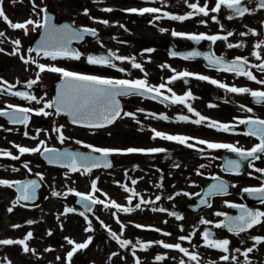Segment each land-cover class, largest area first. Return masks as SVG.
<instances>
[{
    "label": "flooded vegetation",
    "instance_id": "obj_1",
    "mask_svg": "<svg viewBox=\"0 0 264 264\" xmlns=\"http://www.w3.org/2000/svg\"><path fill=\"white\" fill-rule=\"evenodd\" d=\"M199 3L203 6L208 4L209 10L215 6L216 0H34V3L39 8L46 9L47 12L56 13L58 22L69 21L77 28L87 27L96 30V37L87 35L82 43L77 44L78 51L83 55L80 60L62 59L65 64H69L77 71L89 74L98 75L112 79H127V80H146L149 86L158 87L161 83L166 84L165 89H161L159 97H169L166 101L150 99L148 96L133 95L124 99L125 107L123 112L135 113V118H131L125 123L130 127L134 124H139L144 131L152 132L153 129L170 135L194 134V132H202L206 135V139L214 143H227L235 145L242 142L244 135L242 132L243 124H239V119L259 118L264 119V103L255 102L254 98L248 94L232 93L225 88H220L217 85L210 83V80H216L228 87H246L250 90L264 91V85L258 84L255 81H250L245 76H237L233 72L218 71L216 67H210L206 64V56L223 58L225 62H231L236 57L247 58L248 64L244 65L245 70H250L258 80H264V72L259 71L253 65H258L264 61L257 60L252 53L258 52L264 57V44L260 48L255 45L264 42V8L260 7V0H242L243 6L249 9V12L244 16H233L231 10L224 7L219 13L209 12V16L205 17L199 14H193L189 19L180 21L172 20L165 16V13L176 16H186L193 12L188 7L190 3ZM0 7L3 8L5 15L13 23H23L28 19L38 20L33 10V0H0ZM158 8L161 11L157 13H131L127 9L136 8ZM111 8V12L102 11V9ZM87 10L88 15H85ZM68 15H65V12ZM41 16L45 13H41ZM215 16L214 21L212 17ZM106 20L107 25L97 23L95 21ZM123 26V27H121ZM164 29V31H161ZM39 29H33L32 25L28 26V32L25 34L22 29H12L0 18V31L8 36H0V43L3 45L15 44L13 41L19 40L22 47L23 44L31 43L34 35ZM249 30L255 31L257 34L252 35ZM195 34V35H220L227 36V40H200L199 42L187 39L185 36H173L172 32ZM247 35H240V33ZM11 34V35H10ZM228 44L242 45L241 47L228 48ZM19 45V46H20ZM7 47V46H5ZM3 49V48H2ZM151 49L152 51H147ZM4 50V49H3ZM116 50L122 57L134 58L135 63H139L143 69H136L131 66H125L124 63L130 62L131 59L125 61L116 60L114 57L112 63L116 68L106 66L89 65L86 62L87 55L92 52L106 51L113 53ZM179 52L190 54L198 52L201 55L189 59H184V56L178 55ZM175 53L176 55H172ZM3 51L0 52V57ZM167 65V67H164ZM124 71H118V69ZM190 72L193 75L183 77L169 83L173 76L180 72ZM198 75L209 77V80H199ZM170 88L176 95L183 96L186 93H191V98L186 101V104H172V92H168ZM187 105H190L194 112H199L202 116L208 118L201 124L192 123V120L198 119L194 112H189ZM209 105H215L209 107ZM251 108V113L245 111L240 106ZM143 109L144 111H137ZM168 116L167 120L155 118V116ZM187 116L188 121L179 120L178 117ZM37 118V117H36ZM237 118V119H234ZM139 121V123H137ZM211 121L218 123L229 124L232 127L228 132L218 131L215 128H209L207 125ZM125 126V124H124ZM206 129L203 131L202 128ZM210 129V130H208ZM195 130V131H194ZM139 132V131H138ZM144 132L138 134L144 135ZM153 136H144L140 139L141 145L139 148L149 149L148 146L154 148H163L166 151L161 153L141 154L138 159L153 157L155 167L150 171L158 172V179L152 174H146L140 167L134 168L131 164H124V170L136 172L135 175H128V182L137 181L138 187L148 188L150 191L164 190L166 193H176L183 191L181 184L186 182L188 190L191 186L196 187L201 183L199 180L189 182L185 179L192 167L204 159L218 162L220 153L227 149H208L206 145L195 144L194 140H189L188 143L195 144L194 148H188L174 141L163 140L160 138L153 139ZM250 137V136H249ZM252 141L254 139L250 137ZM235 142V143H233ZM259 142H255V145ZM252 148V147H250ZM204 149V151H198ZM127 157V156H126ZM125 157V158H126ZM134 157V156H132ZM195 160L196 163H195ZM264 160V155L260 158ZM170 164L167 167L164 164ZM178 165V167L176 166ZM187 168L188 170H184ZM204 175L203 173H201ZM237 176L236 174H231ZM135 177V178H134ZM153 178V179H152ZM191 184V185H190ZM233 199V198H232ZM235 202H243L242 195L240 198H235ZM222 202L219 200L218 202ZM263 206V205H260ZM223 207H220L222 213ZM206 220L212 221L205 227L202 224L193 226V232L196 230L201 235L205 230L211 229L214 231L215 239L232 238L229 244V252L223 253L217 249L202 247L196 253L201 258L203 264H245V257L241 254L249 247H253L254 241L252 237H264V223L256 225L246 232L236 235L229 232L225 228H215V223L221 222L222 218L207 216ZM264 219V218H262ZM201 219H199L200 221ZM176 237L177 234H173ZM189 244L197 246V249L203 244L202 238L190 237ZM252 243L249 244L248 242ZM239 248L241 251H235ZM156 249L161 251L162 248L156 246ZM237 256L236 261L232 260V256ZM195 253V252H193ZM228 255L229 260H221V256ZM248 260L251 264H264V243L255 245L254 250L249 253ZM163 261V260H162ZM162 261H158L162 264ZM190 264H196L197 261H190ZM199 262V261H198Z\"/></svg>",
    "mask_w": 264,
    "mask_h": 264
},
{
    "label": "snow or ice",
    "instance_id": "obj_2",
    "mask_svg": "<svg viewBox=\"0 0 264 264\" xmlns=\"http://www.w3.org/2000/svg\"><path fill=\"white\" fill-rule=\"evenodd\" d=\"M188 7L193 10V12L188 13L186 16H176V15H169L168 13H165L164 15L167 16V18L172 20H186L189 19L194 13L203 15L205 17L209 16V12L212 13H219L221 8L224 7L226 9L231 10L233 15H230L228 18L232 19L233 16H244L246 13L249 12V9L245 6H243L242 0H216L215 6L212 7L209 10L208 4L205 3L203 6H200L199 3H190L188 4ZM260 7L264 8V0H260ZM38 6L34 3L33 0V10L34 13L37 16H40V19L33 20L28 19L23 23H13L8 19V17L5 15L3 8L0 7V18L4 20L5 23L8 24V26L12 29H22L24 30L25 34L28 32V26L32 25L33 29H42L43 34L41 36L40 42L37 45L36 48H29L28 52H35L37 56H43L45 58H49L52 61H56L58 59H68V60H80L82 57V53L78 50L71 47L73 41H81L84 39L85 35H92L96 36V30L90 29L87 27H82L80 29H76L68 24H64L61 26H57L51 22V17L46 14V9L39 8L37 11ZM113 9L111 8H105L102 9V11L105 12H111ZM126 11L131 13H139L143 15L144 13H157L161 10L158 8H131L127 9ZM41 13H45V15L41 16ZM85 15H88L87 10H85ZM212 19L215 21L216 17L213 16ZM97 23H102L107 25L109 22L106 20H100L95 21ZM123 27V26H121ZM161 31H164V29H161ZM252 35H256L257 33L253 30H249ZM173 36H185L187 35V39L197 41L200 40H210V41H216V40H227L228 36H231L232 33L229 32L227 36H220V35H213L208 36L204 34L195 35V34H184V33H178L173 31ZM240 35H247V33H240ZM0 36H4L3 32H0ZM13 43L17 46L16 49L13 50L12 53H9L10 55H16L20 41L15 40ZM264 44V42L258 43L255 45L256 48H260L261 45ZM242 45H233L228 44V48L233 47H241ZM3 49H0V52H2ZM147 51H152L151 49H148ZM172 55H176L175 53H172ZM201 55L198 52L190 53L189 55L185 56L184 59H189L195 56ZM252 55L257 59L264 61V57L260 55L258 52H253ZM109 57H114L116 60L125 61L130 58L128 57H122V56H115L114 53L109 52L108 56H95V55H87L86 62L89 65H98V66H106L110 68H116V65L114 63L110 62ZM209 60V63L212 66H215L218 71L223 72H233L237 76H245L250 81H255L258 84L264 85V80H258L255 75L250 70H245L244 65L248 64L247 58H241L236 57L231 62H225L223 58H212L209 56L205 57ZM20 59L23 61L25 65L28 64H35V66L39 69V71L36 73L37 79H32L27 82V87L31 88L33 85H35L40 77V74L43 72H51L59 74L61 78V83L58 86V91L56 96L51 99L47 100L45 97H36L35 95H30L26 92H20V91H12L13 88L16 87L14 84H10L7 81H4L0 79V94H8L11 96L19 97L23 100H26L28 102H35L36 104H43L42 107L33 109L31 107H20L17 105L8 104L5 106L4 109H0V117H7L9 123L11 124H19L25 126V128L28 126L29 120H30V113L34 114L36 116H44L48 117L51 115H67L71 118V123L73 125H79L85 128H104L108 125L113 124L118 118L123 117H132L135 118V113L131 112H123V117L121 116L122 109L120 107V103L117 99V97L120 96H129V95H140V96H148L150 99H157L161 95V89L166 88V84L161 83L158 87L149 86L146 80H127V79H112V78H105L98 75H89V74H83L79 72H74L67 70L62 67H58L55 65H46L43 63H38L34 58L33 59H26L24 56H21ZM132 60V67L136 69H142L141 65L139 63H135L134 58H131ZM164 67H167L165 65ZM253 67H256L259 71L264 72V62L253 65ZM118 71H124V69H118ZM193 74L187 71L180 72L178 75L173 76L169 83L172 81H175L177 79L183 78V77H189ZM199 80H209V77L198 75L196 76ZM19 83V81H17ZM210 83L217 85L220 88H225L227 91L232 93H239L244 94L248 93L250 94L255 102L257 103H264V91L259 90H250L246 87H228L227 85L223 83H219L216 80H210ZM168 92H172L170 88L167 89ZM154 95H148L152 94ZM191 98V93L188 92L183 96L176 95L174 92H172L171 97V103L172 104H186V101ZM165 100L169 99V97L165 96ZM215 105H209V107H214ZM245 111L251 113L253 110L251 108H245V106H240ZM189 112H194V109L187 105ZM48 109H51L52 111H47ZM137 111H144L143 109H138ZM194 114L199 117L198 119L192 120L191 122L194 124H201L208 118L202 116L199 112H194ZM152 116H155V114H149ZM157 119L161 120H167V116H155ZM179 120L182 121H188L187 116H180L178 117ZM237 119V118H234ZM139 123V121H137ZM239 124H243L248 126V130L243 133L245 136H254L259 141L258 144L254 145L249 150H244L241 148H238L232 144L227 143H214L209 142L203 139H196L194 137L184 136V135H170L165 134L160 131H156L153 129V139L160 138L163 140L168 141H174L178 144L184 145L188 148H194L195 144L199 145H206L208 149H227L230 152L236 153L239 156V160H228L225 164V170H235L236 174H239V169L242 166V161H250V160H258L260 159V155L258 154H264V119H239ZM209 128H215L218 131L222 132H228L230 128L232 127L229 124L224 123H218L216 121H211L207 125ZM53 131L57 133V139L61 144L65 142L66 139H69L68 137H65L62 132V126L60 127H53ZM24 135L27 137L28 133L25 132ZM39 135V130H37V136ZM37 136L29 137L30 139H37ZM189 140H195V144L188 143ZM75 143L82 144L81 141L76 140ZM18 150L19 155H13L11 152L0 149V156L8 157L12 160H19L21 156L28 153H40L41 155L45 156V158L48 160V163L50 164H58V166L62 168L68 169L72 173L81 172V174H87L90 173L95 168H111L112 164L108 160V157L114 154H132V153H161L165 152L166 150L163 148H150V149H143V148H135V147H129L127 149H112V148H102V147H96L90 144H83L84 148L89 149L88 153L83 152H73V151H60L56 148H49L46 146L45 141L41 140L39 141L38 145L33 148L20 146V145H13ZM198 151H204V149H198ZM92 153H99V156L92 155ZM26 169H28L29 172H31V169L28 168V164L25 163L23 165ZM178 167V165H176ZM251 163H249V167H251ZM201 167H204V165H201ZM19 169H13V171H18ZM83 170V171H81ZM256 172H260L262 175H264V169L256 168L254 169ZM200 174V173H198ZM40 177V180H43V176L40 173L36 174ZM214 180H219L218 177H212ZM137 181L133 180L132 184H135ZM0 186L7 187V188H15L18 195L16 196V199L12 201V207L8 208L9 212L13 211V208L20 203V201H33L36 199V191L40 187V184L36 180H27V181H9L5 179H0ZM124 192L130 193V195L126 198L127 203L129 205L132 204L133 198L137 197L139 194L135 192L134 189H130L129 187L125 185H121ZM232 187H235V185H232ZM228 185L220 181L219 183L213 184L210 186L209 190L205 193V196H213V195H224L227 193ZM70 193L74 194L75 196L79 197V200L77 203H79L83 211H80L78 214L86 220L88 223V227L85 229L86 232H90L93 229L91 228V220H89L86 213H91L93 211V206L95 205H103L106 209H116L119 212L124 213H130L134 209L131 207H124L115 201H108L101 200L95 196V193L100 191L97 188V181L93 180L91 183V191L89 193H81L74 189L68 190ZM245 193H248L254 198L259 199L262 203H264V185H261L260 187L255 188H244L242 190ZM183 194L185 196H189L190 194L187 192L184 193H177V195ZM53 196H60L61 193L59 192H52ZM105 196L107 194H104ZM196 195H199L197 193ZM160 197L157 196L156 200H159ZM148 203H154V201H145L142 198L140 199V202L135 205L136 209H139L141 207V204H148ZM202 204H206L208 207H211V204L208 203L207 200H202ZM23 206V205H21ZM229 207L233 208H239L240 209V215L235 217L227 216L224 213L216 212V216H225V221H221L218 223H215L213 226L215 228H227L229 232H233L236 235H239L242 232H245L256 225H259L261 223H264V211L259 210H250L244 205H236V204H229ZM76 210L74 208H66L65 214L75 212ZM152 211H160L164 212L166 211L163 208H153ZM169 215H175L174 213L169 212ZM112 215L116 217V223L120 225L121 233L118 235L115 231H112L109 226L105 225L103 221H100L101 226L108 231L110 237L112 240L116 241L121 248H127L130 244H132L131 241L121 239V235L123 234V230L125 228V225L121 223L119 218L116 216V212H113ZM175 218L177 220L182 219L181 216L176 215ZM99 219L98 217L96 218ZM28 224H32L33 221L29 220L27 222ZM167 223V221H165ZM202 225H208L212 224V221L201 219L199 221ZM14 228L20 227V225H13ZM137 228H142L144 226L142 225H135ZM152 231L159 232L160 229L152 228L150 229ZM181 231L183 229L181 228ZM51 235V233H49ZM163 235L169 236L171 233L164 232ZM191 235H195V233H191ZM202 239L204 241V247L210 248V249H217L223 253L229 252V244L230 241L227 239H214L213 233L209 230H205L202 234ZM190 236H180L178 239L180 241H190ZM32 239V233L29 232L24 237V239H2L0 240V245H22L24 252L34 251L28 247L27 241ZM253 241L255 242L253 247H249L246 250H244L241 254L245 257V264H251V262L248 260V255L254 250L255 245L264 243V237H252ZM67 243L69 245H72V250L67 253L66 259L70 262L73 254L79 250V249H85L89 246V244L92 243V237H88V239L83 243H76L75 241L66 238ZM159 244L165 249H175L178 250L180 253H183L184 256L188 258L190 261H197L198 262V256L195 253H190L188 249L181 246L180 243L176 244H169L165 243L164 241H155V242H142L137 240L136 244L139 245L140 249L143 251H147L148 248L152 246V244ZM135 250L136 245L132 246V254L135 256ZM47 251V249H46ZM235 251L240 252L241 250L237 248ZM112 255H117V253H113ZM59 259V258H58ZM166 259L165 256L157 255L155 257L156 261H162ZM236 257L233 256L232 260L236 261ZM221 260L228 261L229 256L223 255L221 256ZM135 264H140L139 259L136 260ZM179 264H185V261L183 259L180 260Z\"/></svg>",
    "mask_w": 264,
    "mask_h": 264
},
{
    "label": "rangeland",
    "instance_id": "obj_3",
    "mask_svg": "<svg viewBox=\"0 0 264 264\" xmlns=\"http://www.w3.org/2000/svg\"><path fill=\"white\" fill-rule=\"evenodd\" d=\"M65 15H68V12H65ZM3 32V31H0ZM4 35L8 36L6 33ZM11 35V34H10ZM2 44L0 43V46ZM7 46V47H5ZM21 46V45H20ZM3 55L0 57V61L3 64V74L5 79L8 80L9 83H19L28 82L32 79H37L36 73L39 69L35 66V64L25 65L23 61L20 59L21 56H24L26 59H35L38 63H43L46 65H55L58 67L65 68L67 70H71V67H68L66 64H61L59 60L52 61L49 58H45L42 56H37L34 52L29 53L28 49L31 48L30 43L23 44L22 47H19L16 55H10L14 49L17 48L16 45H3ZM1 48V49H2ZM115 56H121L122 53L113 50ZM131 59V57H130ZM120 61V60H119ZM132 60L130 62L124 63L125 66H131ZM75 72V71H74ZM60 78L59 74L51 73V72H43L40 74L38 82L33 85L35 87H39L37 93L35 92V96L45 97L47 100H51L49 95L51 93V86ZM13 91V90H12ZM12 104L17 106L24 107H34L40 108L43 104H36L35 102H28L19 97L11 96L8 94H1L0 96V107L5 108L6 105ZM47 111H52L48 109ZM36 120H45L49 121V124L43 128L39 125V121H35L34 126L25 127H12L8 126L2 121H0V149L11 152L13 155H19L18 150L13 147V145H20L29 148L36 147L39 141L43 140L46 143V146H55V145H63L57 139V133L53 131V127L55 122L58 124V127L62 126V132L66 139L64 143H69L71 145H77L75 143L78 134H85V140H88L91 145L102 148H114V149H127L129 147L139 148L141 145L140 139L144 136L150 137L152 132L144 131V128H140L139 124H134L132 126H128V129H122L120 125L114 126L108 129H102L98 131H87L83 132L79 128L72 127L66 122V119L63 116L51 115L48 117L40 116V118ZM124 120V119H122ZM121 120V121H122ZM55 121V122H54ZM33 124V123H32ZM64 128H68L64 130ZM37 130H39V135L37 136ZM144 132V135L138 134L139 132ZM27 132L28 136L26 137L24 133ZM194 134H200L198 132H194ZM194 138H197L195 135ZM37 136V139H30L29 137ZM80 141V140H79ZM84 141V140H82ZM86 142V141H85ZM251 142V138L245 136L240 142V144H248ZM235 143V142H233ZM89 144V143H88ZM82 145V144H81ZM142 154V153H141ZM140 153H132V154H123V158L119 161H116V167L110 170H99L98 172H94L93 180L97 181V188L100 190L95 193V196L101 200L115 201L116 203L126 207L125 203H122L130 193L124 192L121 185H125L130 189H134L136 193H138L139 198L143 199V195H148L144 191L138 192L136 187H130L127 185L128 179L130 178L128 175H136V172H129V170H124V166L121 165V161L124 164H131L134 168L142 167L143 172L147 173L149 171L146 170V165H152L150 160L138 159V157L132 156H141ZM127 156V157H126ZM3 157V161L1 158ZM126 157V158H125ZM119 159V158H118ZM27 163L28 168L31 169V172L28 171L23 165ZM204 163H209L211 166L213 165L212 161H204ZM118 167V168H117ZM206 167V165H204ZM19 169L18 171H13V169ZM117 168V169H116ZM260 168L264 169V160L256 162L253 167L246 171L241 176V181H238V185H236L235 190L233 192L232 197H237L240 194L241 188H246L249 186L257 185L260 183V172H256L254 169ZM184 170H188L184 168ZM207 171V170H206ZM204 171V172H206ZM36 175L37 173L42 174L47 183L46 194H49V200L43 203L40 208L35 209H26L24 207H19L16 205L13 208V212H9L8 208L12 207V201L16 199L15 190L13 188H7L0 186V240L2 239H24L27 233H32V239L27 241L28 247L34 251L24 252L22 245H0V252L2 254L1 259L6 260L1 264H46V252L52 249L53 243L61 242V238L54 237L52 233L54 228L49 226L47 219L52 213L60 215V210L62 208L60 198L61 196H72L68 190L74 189L78 192L89 193L91 191V183L89 181L90 177L82 176L80 173H72L66 171L65 169H58L53 167L44 166L39 161V153H28L24 154L20 157L19 160H12L8 157L0 156V179H5L9 181H15L21 178H24L27 174ZM189 181L192 179L198 180L196 175H188ZM201 180V179H200ZM181 188L185 190L180 191V193L187 192L190 194V191L186 187V182L181 184ZM44 191V192H45ZM61 193L60 196H53L52 192ZM104 194H107L106 196ZM183 201L187 196L180 194L178 195ZM189 197V196H188ZM127 200V199H126ZM62 201V200H61ZM69 203L68 200L64 202V204ZM215 206V205H214ZM102 211L104 209L103 205H101ZM129 207L137 210L135 208V204L132 201V204ZM262 211H264V205L261 206ZM45 208L47 211H45ZM63 210L65 207L63 206ZM113 210V209H112ZM209 214V213H208ZM116 216L119 218L121 223H130L132 224L130 227H133L135 223L138 222L137 217L144 216L142 211L134 214L132 220L128 217V213L119 212L116 210ZM60 216H55L54 220L56 224L58 223ZM113 220V224L110 227L113 228L112 231L117 232V234L121 233L120 225L116 223V217L111 218ZM31 220L32 224H28L27 222ZM187 221V220H185ZM144 222V220H143ZM165 222V221H164ZM63 226V222L59 223ZM13 225H23L22 230H16ZM125 225V224H124ZM169 226V224H167ZM181 221L178 222V227H175L176 233H184L185 230L181 231ZM44 227V229H43ZM51 229L52 231L48 232ZM117 230V231H116ZM173 230V229H172ZM125 230H123V233ZM51 233L52 235H49ZM48 239L49 242H48ZM48 242L45 244V242ZM47 249V251H46ZM48 264H56V261H50Z\"/></svg>",
    "mask_w": 264,
    "mask_h": 264
},
{
    "label": "water",
    "instance_id": "obj_4",
    "mask_svg": "<svg viewBox=\"0 0 264 264\" xmlns=\"http://www.w3.org/2000/svg\"><path fill=\"white\" fill-rule=\"evenodd\" d=\"M42 34H43V30L41 31V33H40L38 36L35 37V40H34V48H36L37 45L39 44ZM60 83H61V82H60ZM60 83H59V84H60ZM59 84L56 85V87H55V96H56V94H57ZM117 99H118V101H119V97H117ZM119 103H120V101H119ZM69 118H70V117H69ZM70 119H71V118H70ZM62 151H65V150H62ZM68 151L77 152V151H74V150H68ZM95 156H99V155H95ZM42 160H43V162L48 163V160H47V159L45 158V156H43V155H42ZM49 164H50V163H49ZM55 165H58V164H55ZM27 180H36V179H34V178H28V179H26V180H24V181H27ZM36 181H37V180H36ZM37 182H38V181H37ZM38 183H39V182H38ZM39 184H40V183H39ZM41 186H42V185H40V187H41ZM40 187L38 188V190H40ZM38 190H37V191H38ZM37 191H36V192H37ZM207 191H208V190H204V191L199 195V197H203ZM251 210H253V209H251ZM253 211H254V210H253ZM239 215H240V209H239V211H238L237 216H239Z\"/></svg>",
    "mask_w": 264,
    "mask_h": 264
}]
</instances>
